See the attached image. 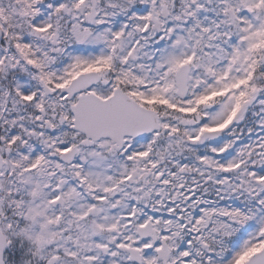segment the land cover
Segmentation results:
<instances>
[{"label":"snow or ice","instance_id":"obj_1","mask_svg":"<svg viewBox=\"0 0 264 264\" xmlns=\"http://www.w3.org/2000/svg\"><path fill=\"white\" fill-rule=\"evenodd\" d=\"M0 264H264V0H0Z\"/></svg>","mask_w":264,"mask_h":264}]
</instances>
